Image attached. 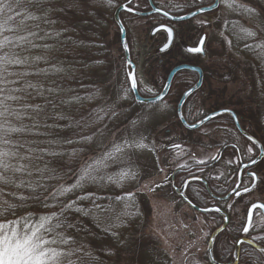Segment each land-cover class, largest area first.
I'll use <instances>...</instances> for the list:
<instances>
[{
  "label": "rangeland",
  "instance_id": "obj_1",
  "mask_svg": "<svg viewBox=\"0 0 264 264\" xmlns=\"http://www.w3.org/2000/svg\"><path fill=\"white\" fill-rule=\"evenodd\" d=\"M122 1L124 0H113L111 5L97 3L96 10L101 12L99 18L102 13L104 14L103 24L102 18L100 22L103 27L104 48L107 49L110 60L102 70L105 80L102 92L111 96L105 99L110 101L109 105L123 110L115 121L122 126L117 132H112L110 140L112 145L122 146V154L117 153L115 162H108L109 167L106 171L113 175L120 171L134 173V179L126 178L123 182L129 190L137 192V221L126 231L125 237L129 235L126 237L128 241L131 235H137L141 241L135 246L136 243L131 240L128 247L123 250L130 252L136 247L139 264H211L207 256V244L211 232L220 224L221 218L197 212L186 205L170 185L171 173L182 165L198 163L199 160L205 162L211 160L216 156L223 141L232 140L234 137L239 141L244 159L251 157L256 148L242 135L232 134V127L222 122L225 116L196 130L186 129L178 123L175 114L177 98L153 106L134 104L127 78L129 68L125 65L123 50L119 45V32L112 20L114 9ZM140 1V4L145 3V0ZM153 1L156 6L175 11L186 13L189 10L188 0ZM238 3L254 9L258 15H249L242 9L230 10L222 0H219L215 12L203 16L212 21L204 29L207 33V43L206 54L203 57L187 55L177 46L179 42H176L168 52L159 54L157 48L164 42V35L157 33L153 38L150 37V31L158 20L152 16L124 15L127 28L126 43L131 61L135 65V76L140 92L156 91L165 78L167 72L157 65L158 58L164 61L176 57L195 59L206 66L205 71L208 75L204 78L200 93L193 99L192 103L197 112L191 115L198 116L216 108H234L238 115L250 119L253 128L260 133L264 141V58L258 55L259 49L246 47V44L254 45L256 40L237 38V33L243 35L240 33L241 27L256 31L258 38L264 36V32H261V29H264V0H238ZM199 19L201 17L175 24L176 31L178 34H184V40L188 45L194 43L203 31L190 29ZM245 121L244 125H250ZM253 128L250 127L251 130ZM145 133H150L151 140L150 138L148 141L145 140ZM139 142L147 147L136 148L134 145ZM177 143L181 144L180 148H169ZM249 147L252 148V152H248ZM224 154V160L209 169L204 176L212 175L234 181L232 174L227 172L228 168H232V152L228 150ZM254 167L261 182L239 198L237 207L239 213L235 216V199H228L225 203L228 207L231 230L235 229V225L242 228L249 203L254 201L264 203V159ZM249 182L250 180L245 178L243 184ZM113 186L116 185L108 182L103 191L109 192ZM198 194L202 198L200 202L208 201L203 188H200ZM125 204L121 205V213L130 212L131 207L125 209ZM146 205L148 210L145 208ZM113 214L104 218L111 222V225L116 223ZM129 219V216L122 215L120 220L130 225L132 220ZM251 225L254 233L258 228H264V215L256 212ZM223 238L216 237L218 248L225 242ZM234 243L233 241L231 246H234ZM245 254L243 253L239 264H256L251 257H244ZM228 260L232 261V254Z\"/></svg>",
  "mask_w": 264,
  "mask_h": 264
},
{
  "label": "snow or ice",
  "instance_id": "obj_2",
  "mask_svg": "<svg viewBox=\"0 0 264 264\" xmlns=\"http://www.w3.org/2000/svg\"><path fill=\"white\" fill-rule=\"evenodd\" d=\"M93 2L111 5L113 0H93ZM222 2L230 10L242 9L249 15H258L254 9L238 3V0H222ZM130 4L132 0H128L122 7L128 12H133L134 9L128 6ZM68 6L75 8L76 0H68V4L60 10L63 12ZM57 7L58 5L52 0H0V219H6L9 215L16 217L18 210L25 208L30 201L41 203L46 209L58 208V211L39 216L35 223L32 222L30 214L27 217L21 216L19 219L14 218L9 222L0 223V264H94L95 257L92 256L91 250L85 247L84 243L77 241L80 234L77 229L81 228V225L76 224L75 220L78 216H91L99 220L101 214L111 213L113 208L112 205L104 208L97 202L98 197L95 193L86 192L84 189L88 185L104 187L108 182L115 183L119 187L121 181L126 178L134 179V173L120 171L112 175L106 171L109 167L108 162H115L117 153L122 154V146L115 145L112 151H107L100 157L84 163L78 170L73 183L67 186L64 183L58 185L46 183V181L64 180L60 170L52 166L54 161H63L65 157L68 159L79 157L75 148L69 149L66 146L91 143L93 135L85 133L97 120L102 121L104 115H108L109 112L115 115L114 111H105L101 108L100 111L104 115L90 113L88 117L76 120L67 114L54 112L50 117L54 122L49 124L45 120L43 127L47 131L43 132L40 131L41 125L38 120L33 118L34 115L37 118L44 116L45 110L43 106L33 105L27 100L33 93L37 96H45V89L43 84L31 83L27 77L47 75L48 70L42 68H37L34 72L24 70L29 67V58L27 55H23V58L21 56L33 48L43 47L46 51L52 48L48 44H35L30 38L44 40L61 34L45 32L44 36H38L27 22L42 20L45 23L54 24L56 21L52 20L51 16ZM196 14V12L192 13L193 16ZM34 27L39 28V24ZM20 32H26L27 35H15ZM261 32H264V29H261ZM6 33H12L15 40L13 36ZM240 33L243 35L237 33L238 39L256 40L254 45L246 44V47L259 49L258 55L264 58V36L258 38L256 31L243 27L240 28ZM189 51L200 53L202 48L195 47ZM37 61L50 62L47 55L35 56L32 63L35 64ZM9 66H20V69L9 71ZM52 67L57 73L64 71L62 67L55 65ZM130 87L133 90L136 89V79L131 80ZM60 91L64 89L59 86L47 89L48 93ZM92 98L91 95L73 96L62 99L60 102L70 106L73 102L80 103L82 100ZM9 101L15 102L18 107H13ZM48 103L52 104L53 108L56 107L54 102L48 101ZM25 119L31 123H25ZM61 121L67 122L59 123ZM191 126L195 127V124ZM66 130L73 132V136L64 135ZM28 137H47V139L29 140ZM248 140L252 141L253 145L257 143L253 136H248ZM134 146L139 149L147 147L142 142ZM174 147L179 148L180 145H174ZM248 152H252L251 147L248 148ZM198 163L204 164L205 161L199 160ZM252 176L255 178V173H252ZM9 187L14 189L7 192V197L11 199L6 198V189ZM50 187L52 191H49ZM77 191L82 194L76 196L75 200L61 199ZM244 191L247 192L249 189L245 188ZM236 194L239 195L238 192ZM131 198L132 194L128 193L127 197L118 196L116 200L123 201ZM85 201L89 206L84 205ZM129 207V204H125V209ZM252 207L264 208V205ZM216 211L220 209L217 208ZM122 215L130 216L132 213L124 211L115 216V220L122 222L120 220ZM107 218L111 219V217ZM248 222L251 225V210L248 214ZM97 226L99 227V224ZM22 230H24L23 234ZM108 230L105 228V231ZM243 231L247 233L249 227L245 226ZM255 259L256 264H264V255L257 256Z\"/></svg>",
  "mask_w": 264,
  "mask_h": 264
},
{
  "label": "trees",
  "instance_id": "obj_3",
  "mask_svg": "<svg viewBox=\"0 0 264 264\" xmlns=\"http://www.w3.org/2000/svg\"><path fill=\"white\" fill-rule=\"evenodd\" d=\"M52 2L58 5L51 16V19L56 21V23L49 24L43 22L42 20L28 21L27 23L32 27V30L38 33V36H44L45 32H59L61 35H54L51 38L44 40L39 38H30L35 44H48L52 46V48L50 51H46L43 47L33 48L29 52L23 53L21 56V58H23V55H27L29 58V67L24 70H28L30 72H34L37 68L48 70L47 75H30L27 77L29 82L43 84L45 89V96H37L33 93V95L27 100L28 103L33 105H41L44 107V116L39 118L35 117V115L33 116V118L37 119L41 125L40 131H47V129L43 127L45 120L49 124L54 122L50 118L54 112L67 114L69 117L76 120L80 119L81 117H88L90 113L104 115V113L100 111L101 108L105 109V111L112 110L115 112V115H112L111 112H109L108 115H104V119L102 121L97 120L94 126L89 129L87 133H85L93 135V141L91 143L66 146V148L69 149L75 148L79 153V157L73 159H68L65 157L63 161H54L52 166L60 170L61 175L64 176V180L46 181V183L49 185H58L59 183H64L67 186L75 181L78 170L84 163L90 162L92 159L100 157L107 151H112V148L115 145L110 143V140L112 139L111 134L114 131L117 132L118 128L122 126L118 125L115 121L119 118V115L123 112V110H121L120 107L113 108L112 105H109L110 101L105 99L106 97L110 98L111 96L108 93L102 92V90H104L102 89L103 81H105L102 70L104 65L110 60L108 57V51L106 48H104L105 43L102 24L105 18L104 14L102 13L103 16L101 15V24V18H99L101 12L96 10L97 3H94L93 0H76L77 6L75 8L68 6L62 12L60 8L68 4V0H52ZM36 24H39V28L34 27ZM6 35L13 36L12 33H6ZM15 35H27V33L20 32L16 33ZM13 39L15 40V36H13ZM38 55H47L50 62L44 63L43 61H37L35 64H33V58ZM53 65L56 67H62L64 71L59 73L55 72L52 67ZM19 69L20 66H9V71H16ZM259 72L262 73V71ZM9 79H13V77H9ZM57 86L64 89V91L57 93L47 92L49 87L54 88ZM69 89H71V91H68ZM90 95L93 97L92 99L82 100L80 103L73 102L70 106L60 102L62 99H69L73 96L87 97ZM48 101L54 102L56 107L53 108L52 104L48 103ZM133 102L134 104L140 106L155 105L153 103L141 104L135 102L134 100ZM9 103L12 104L13 107H18V105H16V103L13 101H9ZM242 117L244 118V121L246 119V123L250 124L248 125L249 128H253V123L250 121V119L248 117ZM66 122L67 121H61L59 123ZM25 123L30 124L31 121L25 119ZM250 132L264 149V141H262L263 139H261L259 135L260 133L255 131L254 128L252 130L250 129ZM64 135L73 136V132L66 130ZM149 138L150 133H145V140L148 141ZM28 139H47V137H28ZM110 145L111 147L109 148ZM263 157L261 160L264 159ZM189 165L192 164H188L186 166L188 167ZM177 174H179V176L182 175L180 172ZM260 180L261 179L257 178L255 187L261 182ZM207 181L209 186L216 187L213 185L211 178ZM221 182L223 186L220 188V191L221 194L224 195L231 187L232 181L231 179H223L222 177ZM111 184L113 183L111 182ZM114 185L116 184L114 183ZM189 185H195L197 187L203 188V184L200 181H194ZM116 186H113L109 192L103 191L104 188L98 185L86 186L84 191L95 193V195L98 197L97 202L102 204L104 208H108L109 205H112L113 211L111 213L101 214L99 220L91 216H78V218L75 220V223L81 225V228L77 229V231L80 233L77 237V241L78 243H84L85 247L91 250L92 256L95 257L94 264H139V255L135 249L136 247L130 252L123 250L128 247V244L131 240H134L136 243L135 246H137L141 241L140 237L137 235H131V239L128 241L126 237L129 235L125 237L126 231L131 229V226H134L137 221V192H132V190H129L123 181H121V186H119L120 188H117ZM52 190L53 189L50 187L49 191ZM11 191H14V189L10 187L6 189V198L11 199L10 197H7V192ZM128 193L132 194L131 199H125L123 201L116 200V197L118 196L127 197ZM187 193L188 198L193 203L200 206L204 205V203L207 204V202L204 201L203 203L199 202L192 195H190L189 192ZM25 194H27L26 190ZM81 194V192L77 191L70 193L67 197H62L61 199L65 201L75 200L76 196ZM83 203L86 207L89 206L88 202L85 201ZM123 203L131 204L130 212L132 215L129 216L132 220L130 221L131 224L128 225L125 221L122 223L120 221L114 220L116 222L115 227H112L111 222H107L104 218L113 213L114 217L120 215L122 211L121 205ZM145 208L148 210L147 205ZM52 211H58V208L46 209L41 203L30 201L25 208L18 210L16 217L9 215L6 219H0V223L9 222L14 218L19 219L21 216L27 217L29 214L31 215L32 222L35 223L39 216L50 214ZM208 214H213L217 219L221 218L215 212H209ZM97 224H99V227ZM105 228H108L109 230L105 231ZM250 234L253 242L264 247V228H258L254 233L251 226ZM238 235L239 234L235 232V229L231 230L230 222L224 230L218 233L216 237L219 238L223 236V240H225V242L222 245L220 244V248H218L217 239L215 237L213 243V255L216 260L221 262L229 261L228 258L232 254L233 249L231 243L235 241ZM46 238L48 237L46 236ZM122 253H124V255H122ZM241 253H246L244 257H251L253 262L255 260V263V258L262 255L258 250L246 244L241 245Z\"/></svg>",
  "mask_w": 264,
  "mask_h": 264
},
{
  "label": "flooded vegetation",
  "instance_id": "obj_4",
  "mask_svg": "<svg viewBox=\"0 0 264 264\" xmlns=\"http://www.w3.org/2000/svg\"><path fill=\"white\" fill-rule=\"evenodd\" d=\"M127 2H128V0H124L121 3H119L118 6H120L122 4L125 5ZM140 2H141L140 0H132V4H130L128 6L132 7L134 9V11L145 12V11H148L150 9V2H151L155 7L163 9V10H165V11H167V12L173 14V15H183V14L192 12L193 10H196L198 8H201V7H204V6H208V5L212 4L214 2V0H188V7H189L188 9L189 10L186 13H183V11L180 12L179 10L175 11V10H172V9H169V8L156 6V4L154 3L153 0H150V1L149 0H145L144 1L145 2L144 3L145 6L142 3L140 4ZM217 8H218V6L215 9H213V10H209V11L203 12V13L198 14V15L192 17V18H189V19H186V20H182V21H171V20H168L164 16H162L160 14H157V13L148 15V16L156 17L158 19L157 20V24L155 26L161 25V24L167 25L173 30V34H174L173 35V42H172L171 46L166 51L159 52L158 48L165 42L166 34H165L164 31H158L155 34L151 35V31H150V37L151 38H153L157 33H163V35H164V42L157 48V52L159 54L166 53L170 49L173 48V46H174V44L176 42H179L177 44V46H179L180 49H183V51L187 55L197 56V57L205 56V54H206V50L205 49H206V43H207V33L204 31V29L208 25H210L212 21H210L206 17L204 18L203 16L204 15L208 16V15L214 13ZM115 9H114V11H115ZM114 11H113V13H114ZM113 13H112V20H113V23L116 25V27L118 29V32H119V45L121 46V43H120V31H119V28H118L117 24L114 21ZM125 14L126 15H133V16H136V14H134L132 12H128L127 10H121L119 12V14H118L120 22H121V24L123 25V27L125 29V39H126L127 28H126V25H125V17H124ZM137 16H139V15H137ZM196 17H201V19L195 21L193 27H191L190 29H194V30L196 29L198 31L203 30V31L200 32L198 39L194 43H192L191 45H188V42H186L184 40V34H178L179 32L176 31L175 24H180V23H183V22H187V21L192 20V19H194ZM201 38H203V43H202L203 52L202 53H192V52H189V51L186 50L187 47H195V46H197ZM126 42H127V39H126ZM127 47H128V45H127ZM121 49H122V47H121ZM129 55H130V52H129ZM167 63H168V65L166 66ZM157 65L159 67H163L166 70L167 73L165 75V78L163 79V81H162L161 85L159 86V88L156 91L151 92V93H142V92H140L138 84H137V89H138V91H139V93L141 95H143L145 97H151V96L158 95L160 93V91L162 90V88H163V86L165 84L167 75H168V73L170 72V70L172 68H174V67H176L178 65H189V66L198 67L201 70V72H202V77H201V83H200L199 87L196 88L195 90H193L186 97L184 102L182 103L181 113H182V116H183L184 120L187 123H194V122L199 121L200 119H202L203 117H205L209 113L216 112V111H219L221 109H224V108H216L214 110H211V111H208V112H204V113H202V114H200L198 116H192L191 115L192 113L197 112V109L193 106V103H192L194 101L193 99L198 93H200L201 87L204 84V78L206 77V75H208V74H206V71H205L206 70L205 69L206 66L204 64L202 65V64L198 63L195 59L184 58V57H182V58L176 57V58L170 59L169 61H164L162 58H158L157 59ZM198 79H199V76H198V73L195 70L182 69V70L177 71L174 74V76L172 77L171 81H170L169 89L167 90V93L165 94V96L162 99H160L159 101L154 102L153 104H159V103L164 102V101H169L172 98H177L175 114H176L178 123L183 126V124L179 121V118L177 116V104H178L181 96L183 95V93L187 89L191 88L198 81ZM170 101H172V100H170ZM229 110H231L233 112V114L236 115L238 123H239L241 129L243 131H245L247 134H249L250 136H253L251 134V132H250L249 126L248 125H244V118L241 115H238L235 112L234 108L233 109H229ZM190 115H191V117H190ZM223 116H226V118H225V120H223V118H222V122L225 123L226 125H229V126L232 127V131H233L232 134H234V135L236 134L237 136H239V134L242 135L240 133V131L236 128L234 119L227 113H221V114L211 118L210 120L204 122L199 127L207 125V124L211 123L212 121H214L216 119H220ZM243 137H245V136H243ZM235 139L236 138L234 137L232 140L223 141L222 145L219 147V149L217 151L216 156H214L215 159L212 158L211 160L205 162L204 164L193 163L192 165H189L188 167L186 165L176 167L172 171L171 176H170V185H171L174 193L179 197L178 193L183 190L184 195L188 198V193L187 192H189L190 195H192L195 199H197L200 202V200H202V198L198 194V191L200 190L201 187H197L195 185L194 186L193 185L192 186L189 185L190 183H192L194 181H200V182H202L203 189H204V191L206 192V194L208 196V201H206L207 204L204 203V205H202V206L197 205V204L194 203L195 205H197L199 207L216 206L219 209H221L223 212H225L228 215V218H229L228 207L225 205V203H226V201L228 199L233 198V199H235V216H236L239 213L238 208H237L238 207L239 198L241 196L249 193L250 191H252L256 184L254 185V187L251 190H249L247 192H243V193H241V194H239L237 196H235V191H234V193H232L227 199L223 200V199H218L217 198V197L223 196L221 194V191H220V188H222V186H223V184L221 182V178L222 177H216V176H212V175H208L209 177L204 176V173H206L209 169L213 168L215 165L221 163L224 160V158H225V154L224 153L226 151H228V150L232 152V156H231L232 157V168H228L227 172L232 174V178L234 177V181L232 182L231 187L226 191L225 194H227L229 191L233 190L236 185H238L237 190L244 189V188L248 187L251 184V182H252V177L250 176L251 172H254L258 176L254 166L261 160H259L255 165H253V166H251L249 168H243L240 171L241 163H244V162H247V161L251 160L253 157H255L258 154V150H257L256 145H254L256 149H255L254 153L251 155V157H249L248 159H244L243 158V153H242L243 150L240 147L239 141H238V139H236V140ZM245 139H246V141L248 143H250V142L252 143V141H249L247 137H245ZM174 145H180V147H181V144H179V143L174 144ZM174 145L170 146L169 148H177V147H174ZM263 153H264V149H263ZM178 172H180V174H182V175L179 176V174H177ZM210 178L212 179L213 185L216 186L217 188L209 186L207 180L210 179ZM245 178H248L250 180V182L248 184H246V185L243 184ZM204 182L206 183V186H205ZM203 201L205 202V200H203ZM251 203L248 204V206L246 208V212H247V209H248V207H249V205ZM212 212H215L216 214H218L216 211H212ZM256 212H260V211L256 210L255 213ZM255 213H254V215H255ZM218 215L220 217H222L220 214H218ZM245 216H246V214H245ZM229 222H230V219H229ZM228 225H229V223L227 224V226ZM243 226H242V228H243ZM251 226L249 228V231L246 234H242L241 233L242 228H239V227H237V225H235V232L238 233L239 235L237 236V238L235 239L234 242H236V240L241 238V237H244V238L252 241V239H251L252 237H251V234H250ZM242 244H246V245L251 246L250 244H248L246 242L240 243L239 252H238V256H237V263L236 264H239L240 259L243 256V254L241 253V245ZM232 256H233V254H232Z\"/></svg>",
  "mask_w": 264,
  "mask_h": 264
},
{
  "label": "water",
  "instance_id": "obj_5",
  "mask_svg": "<svg viewBox=\"0 0 264 264\" xmlns=\"http://www.w3.org/2000/svg\"><path fill=\"white\" fill-rule=\"evenodd\" d=\"M150 1V0H149ZM124 4L118 6L114 13H113V18H114V21L115 23L117 24L118 28H119V31H120V43H121V47L123 49V54H124V59H125V63L126 65L129 67V73L127 74V78H128V82H129V90L131 92V95H132V98L135 102L137 103H143V104H147V103H152V102H157L159 101L160 99H162L165 94L167 93V90L169 89V85H170V81L172 79V77L174 76V74L179 71V70H182V69H189V70H195L197 73H198V76H199V79L198 81L189 89H187L183 95L181 96L178 104H177V116L179 118V121L183 124V126L186 128V129H189V130H194L196 128H198L200 125H202L204 122L210 120L211 118L221 114V113H227L229 114L235 121V126L236 128L240 131V133L247 137L250 136L249 134H247L245 131H243L238 123V120H237V117L236 115L233 114V112L229 109H221L219 111H216V112H212V113H209L208 115H206L205 117H203L202 119H200L199 121L197 122H194V123H187L183 116H182V113H181V106H182V103L184 102V100L186 99V97L193 91L195 90L196 88L199 87L200 83H201V77H202V72L201 70L198 68V67H194V66H189V65H178L174 68H172L170 70V72L168 73L167 75V78H166V81H165V84L162 88V90L160 91V93L156 96H151V97H145V96H142L137 87L135 90H133L130 85H131V80L135 78V65L134 63L131 61L130 59V55H129V49L127 47V44H126V39H125V29L123 27V25L121 24L120 22V19H119V12L121 10H126L125 8H123ZM219 5V0H214V2L208 6H204V7H201V8H198L196 10H193L192 12H189V13H186V14H183V15H173L163 9H160L158 7H155L151 2H150V9L148 11H145V12H138V11H133L132 13L136 14V15H139V16H148L150 14H160L162 16H164L165 18H167L168 20H171V21H182V20H186V19H189V18H192L194 17L192 15L193 12H196L198 14H201L203 12H206V11H209V10H213L215 9L217 6ZM200 9H202V11H200ZM165 13H168L167 15H165ZM195 15V16H196ZM158 31H164L165 34H166V40L165 42L158 48V51L159 52H163V51H166L172 44L173 42V30L167 26V25H157L155 26L152 30H151V35L155 34L156 32ZM203 43V38L200 39L199 43L197 46L195 47H200L202 48V43ZM195 47H187L186 50L189 51V49H192V48H195ZM190 52V51H189ZM203 52V50H202ZM200 52V53H202ZM192 53H195V52H192ZM131 74V75H129ZM195 124V127H192L191 125ZM255 139V138H254ZM256 140V139H255ZM257 141V140H256ZM256 147H257V150H258V154L253 157L251 160L247 161V162H244V163H241L240 165V171L243 169V168H249L253 165H255L263 156V148L261 146V144L257 141V143L255 144ZM252 173L254 172H251L250 173V176L252 177V182L251 184L246 187L247 189L251 190L254 185L256 184V181H257V175L255 174V178L252 176ZM205 186H206V183L204 182ZM237 187L238 185L235 186V188L231 191H229L227 194L223 195V196H220V197H217L218 199H227L232 193H234L235 191V196H237V192L239 194L245 192L244 189H240V190H237ZM179 197L192 209L196 210L197 212H200V213H207V212H210V211H216V209L218 207L216 206H209V207H199V206H196L195 204H193L183 193V190L180 191L178 193ZM253 205H264V203L260 202V201H254L252 202L248 209H247V212H246V216H245V222H244V226H248L250 227L249 225V222H248V214H249V211L251 210L252 212V219H253V216H254V213L256 210H259L261 212L262 215H264V208H260V207H257V208H253L252 206ZM217 212V211H216ZM218 214H220L222 216V222L221 224L216 228L214 229L211 234H210V237H209V240H208V244H207V256H208V260L211 264H236L237 263V256H238V252H239V245L241 242H246V243H249L251 246H253L255 249H257L258 251L262 252V249H264L263 247L253 243L252 241L244 238V237H241L239 239L236 240L235 244H234V248H233V261L232 262H220V261H217L214 257H213V253H212V245H213V240L215 238V236L220 232L222 231L226 225L228 224L229 222V218H228V215L223 212L221 209L220 211L217 212ZM243 228H242V231L241 233L242 234H246L244 231H243ZM262 254L264 255V252H262Z\"/></svg>",
  "mask_w": 264,
  "mask_h": 264
}]
</instances>
